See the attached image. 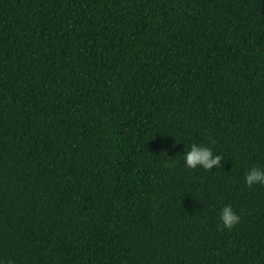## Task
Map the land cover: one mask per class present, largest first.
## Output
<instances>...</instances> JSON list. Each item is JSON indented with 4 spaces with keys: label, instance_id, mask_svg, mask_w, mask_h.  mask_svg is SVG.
<instances>
[{
    "label": "trees",
    "instance_id": "obj_1",
    "mask_svg": "<svg viewBox=\"0 0 264 264\" xmlns=\"http://www.w3.org/2000/svg\"><path fill=\"white\" fill-rule=\"evenodd\" d=\"M190 142L221 166L186 168ZM252 166L264 0H0L5 264H264Z\"/></svg>",
    "mask_w": 264,
    "mask_h": 264
},
{
    "label": "clouds",
    "instance_id": "obj_2",
    "mask_svg": "<svg viewBox=\"0 0 264 264\" xmlns=\"http://www.w3.org/2000/svg\"><path fill=\"white\" fill-rule=\"evenodd\" d=\"M222 158L220 154H214L212 148L204 143L190 142L187 146L184 145L182 151L183 163L188 169H196L199 167L209 171L214 166L219 168ZM243 179L244 184L248 187L264 185V168L258 166L249 167L244 173ZM239 219V215L231 204H224L219 209L218 221L220 227L231 229L239 223ZM0 264H5V261L0 260ZM6 264H14V261L9 258Z\"/></svg>",
    "mask_w": 264,
    "mask_h": 264
}]
</instances>
